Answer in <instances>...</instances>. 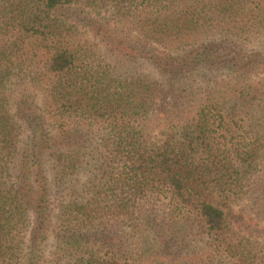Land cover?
Returning a JSON list of instances; mask_svg holds the SVG:
<instances>
[{
	"label": "trees",
	"instance_id": "trees-1",
	"mask_svg": "<svg viewBox=\"0 0 264 264\" xmlns=\"http://www.w3.org/2000/svg\"><path fill=\"white\" fill-rule=\"evenodd\" d=\"M263 40L264 0H0V264H264Z\"/></svg>",
	"mask_w": 264,
	"mask_h": 264
},
{
	"label": "rangeland",
	"instance_id": "rangeland-1",
	"mask_svg": "<svg viewBox=\"0 0 264 264\" xmlns=\"http://www.w3.org/2000/svg\"><path fill=\"white\" fill-rule=\"evenodd\" d=\"M256 48L261 51L264 50V40L260 44H258ZM140 72L148 73L150 72V69L148 68V66L145 65L144 67H142ZM262 77H264V75H261L258 79H261ZM88 182L89 180L87 175H80L79 177L74 179L71 184L66 185L65 188L63 187L62 190L53 189V191H55L52 199L53 223H56L57 220L59 219L61 203L68 202L70 199L78 195L81 192V190L85 188ZM247 211H249V207H247L244 213H246ZM258 229H260L263 233L257 237V241L264 243V223H260ZM201 240H202L201 237L195 236V233H193L188 239L187 243L193 247L198 248V246L202 245ZM53 246H54V241L53 239H50V241L46 244V249L50 251L53 249ZM145 246H146L145 240L139 238L138 240L133 241L131 249L134 253L135 252L141 253L142 251H144ZM143 259H144V263H146L147 259L145 257Z\"/></svg>",
	"mask_w": 264,
	"mask_h": 264
}]
</instances>
